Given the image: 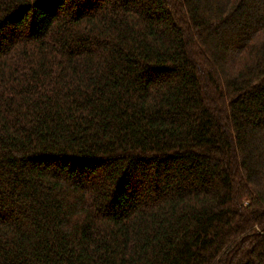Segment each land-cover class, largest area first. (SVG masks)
Here are the masks:
<instances>
[{
	"label": "trees",
	"instance_id": "trees-1",
	"mask_svg": "<svg viewBox=\"0 0 264 264\" xmlns=\"http://www.w3.org/2000/svg\"><path fill=\"white\" fill-rule=\"evenodd\" d=\"M0 264H264V0H0Z\"/></svg>",
	"mask_w": 264,
	"mask_h": 264
}]
</instances>
